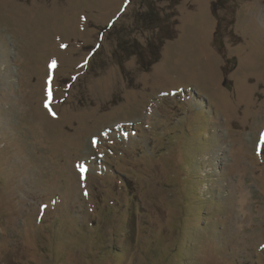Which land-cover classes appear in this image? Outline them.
Here are the masks:
<instances>
[{"label":"rangeland","instance_id":"rangeland-1","mask_svg":"<svg viewBox=\"0 0 264 264\" xmlns=\"http://www.w3.org/2000/svg\"><path fill=\"white\" fill-rule=\"evenodd\" d=\"M262 134L264 0H0V264H264Z\"/></svg>","mask_w":264,"mask_h":264},{"label":"snow or ice","instance_id":"snow-or-ice-1","mask_svg":"<svg viewBox=\"0 0 264 264\" xmlns=\"http://www.w3.org/2000/svg\"><path fill=\"white\" fill-rule=\"evenodd\" d=\"M125 5H127L129 3V0H124ZM123 10V9H122ZM81 19H87L86 17H81ZM61 48H67L68 45L66 44H61L60 45ZM97 47H99V45H97ZM57 67V61L55 59L50 61L49 64V68L50 69H55ZM52 79L53 77L50 75L49 76V80H48V88L46 89L47 92V97L48 99L45 101V107L49 108L51 115L52 116H56V113L54 111H51V100H52V95H53V89H52ZM262 138H264V134H262ZM93 146H95L97 144V141L95 140V138H93ZM76 167L78 168L79 172L81 173V179L85 178V173L87 172V166L84 164H77ZM84 195H88L87 191L84 192ZM47 205H42L43 209H46ZM262 248H264V245H261Z\"/></svg>","mask_w":264,"mask_h":264}]
</instances>
